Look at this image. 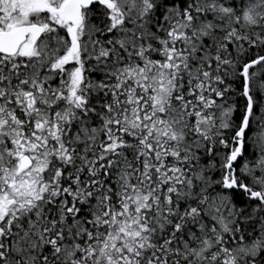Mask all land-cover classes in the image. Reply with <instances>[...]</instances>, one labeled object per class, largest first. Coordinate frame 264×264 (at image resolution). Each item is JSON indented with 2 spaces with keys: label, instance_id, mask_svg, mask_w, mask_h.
<instances>
[{
  "label": "snow or ice",
  "instance_id": "snow-or-ice-1",
  "mask_svg": "<svg viewBox=\"0 0 264 264\" xmlns=\"http://www.w3.org/2000/svg\"><path fill=\"white\" fill-rule=\"evenodd\" d=\"M0 264H264V0H0Z\"/></svg>",
  "mask_w": 264,
  "mask_h": 264
}]
</instances>
